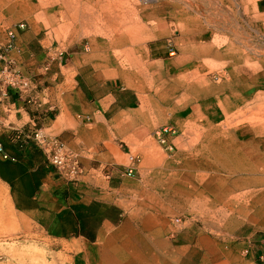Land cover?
Segmentation results:
<instances>
[{
    "label": "rangeland",
    "instance_id": "obj_1",
    "mask_svg": "<svg viewBox=\"0 0 264 264\" xmlns=\"http://www.w3.org/2000/svg\"><path fill=\"white\" fill-rule=\"evenodd\" d=\"M15 1L0 0V34L7 33L8 36L10 30L29 33L33 41L44 40L47 61L55 60L56 53L62 51L65 54L62 65L73 59L79 60L77 68L85 65L88 77L115 82L119 91L134 93L133 110L120 119V123L126 126H119L117 134V161L128 165L130 155L137 157V174L126 195V218L133 221L131 228L136 231L135 235L149 228L145 225L147 222L159 226V234H150L148 240L145 239L146 233L135 237L133 256L126 259V253L123 256L116 250L109 254V264H126L131 260L130 264H141L142 255L148 253L149 260H146L149 264H156L155 261L157 264L264 263V258H259L262 254L260 246H264V171L261 167L256 168V173L251 171L253 159L264 156V145L260 144L259 148L243 146L246 140L241 138V110L228 111V121L226 118L215 121L199 97L186 94L184 90L170 96V101H157L153 96L161 89L165 91L175 85L185 70L182 47L175 40L181 31L171 28L169 35L154 37L159 31L158 26L145 24L148 29L141 31L139 43L135 46L137 52L130 60L120 57L115 64L101 63L98 24H95V28L99 26L96 29L92 25L74 31L64 26L59 17L50 16L55 0L37 3L40 4L39 10L32 13L11 12L10 7ZM121 1L133 16L130 17L132 21L139 17L137 12L141 6L156 4L155 0H148L149 3L144 0ZM197 1L210 2L221 10L237 14V18L230 17V22H234L231 26L228 20L224 22L225 28L215 33L221 47L239 48L241 52L248 44L252 45V50L264 54V6L260 5V0H231L232 6L226 1L222 5L221 0ZM256 15L259 18L256 19ZM21 24L25 25L23 29L19 28ZM83 31H86L85 36ZM261 54L258 57L251 55L255 58L250 62L251 70H262L260 61L264 55ZM208 60V66L212 63L221 67L217 70L212 65H205L210 72L208 77L219 84L218 75L229 69L230 59ZM69 73L73 78L76 70ZM151 88L159 91H150ZM149 98L157 102L145 103ZM221 121H227L230 129ZM164 125L177 130L171 139L174 144L172 152H167L154 136L155 131ZM237 128L239 131H235ZM106 170L105 167L103 172ZM241 194H247L242 203ZM0 201L3 207L0 212V264H99L100 251L96 247H63L47 239L30 218L16 209L9 188L1 181ZM241 204L247 211L244 217L241 216ZM177 220L180 223L177 224ZM154 254L158 256L156 259Z\"/></svg>",
    "mask_w": 264,
    "mask_h": 264
},
{
    "label": "crops",
    "instance_id": "obj_2",
    "mask_svg": "<svg viewBox=\"0 0 264 264\" xmlns=\"http://www.w3.org/2000/svg\"><path fill=\"white\" fill-rule=\"evenodd\" d=\"M259 2L264 6V0ZM13 31L14 47L6 60L11 70L29 80L30 88L6 89V76L0 73V142L10 157L0 155V181L9 188L16 209L47 239L63 247H96L99 264L105 259L110 263L109 254L116 250L130 259L135 237L146 233L148 240L150 234H159V226L147 222L149 228L135 235L133 221L126 218V195L134 176H127V165L117 161V134L119 126H126L120 119L133 110L134 93L119 91L115 82L88 77L85 65L77 68L79 60L65 65L47 61L44 40ZM7 39V33L0 34L2 46ZM71 70H76L73 78ZM34 130L58 137L78 153L83 174L77 182L58 176L29 137ZM148 255H142L141 264L148 263Z\"/></svg>",
    "mask_w": 264,
    "mask_h": 264
},
{
    "label": "bare ground",
    "instance_id": "obj_3",
    "mask_svg": "<svg viewBox=\"0 0 264 264\" xmlns=\"http://www.w3.org/2000/svg\"><path fill=\"white\" fill-rule=\"evenodd\" d=\"M41 1L43 0H16L15 3L11 5L10 11L13 13H17V10L18 12L32 13L33 11L39 10L40 4L37 3H40ZM155 1L156 4L153 6H147V4L141 6L137 12L139 17L137 19L134 18L135 20L133 21L130 20L131 13L127 12L128 10L123 7L121 0H55L53 2L54 6L51 9L52 14L50 16L54 18L59 17L64 26H67L74 31L78 28H88V26L92 25H94L95 28L98 24L100 28H98L99 26L96 28H98V30L100 29V32H98L101 39L98 41V44L100 51L99 60L101 63L107 62L115 64L120 57H123V60H130L137 52L135 46L139 43L141 31L147 28V26L145 27V24L148 25V23H150L151 26H158L157 29L159 31L153 29L154 31H157V34L153 35L154 37L169 35L171 28L180 30V37L175 40L177 44H180L182 47L181 51L184 56L183 62H185V70H182L183 72L180 73L178 78L179 81L167 90L163 91L161 89L159 91V89L151 88L150 91H159V93H154L153 96H155L157 101H170V96L172 97L181 90H184L186 94L199 97L198 99L201 100L205 110L211 113V117L215 121H220L223 118H226L228 121V111L241 110V138H245L246 140L243 146L259 148L261 146L260 144L264 145V59L260 61L262 68L260 72L251 70L250 62L255 59L254 57L261 53L257 52L256 49L252 50V45L250 46L248 44L245 45L246 50L241 49V52L239 48H230V46H227L226 48L221 47L218 38L215 35V33L220 32V30L225 28L224 22L228 21L231 16L237 18V14L233 12L231 13L230 10H221L218 6H215L210 2L205 3L203 1H197L196 3V0ZM221 1L222 5L224 1L230 6L233 4L231 0ZM144 2L149 3L148 0H144ZM47 5L49 6L48 3ZM205 7L208 9L210 8L211 10H208ZM168 10L170 11L167 12ZM203 11H205L206 14H203L205 13ZM46 12L48 13L50 11ZM248 17H250V15ZM131 18H133V16ZM257 18H259L258 15H256V19ZM230 21L231 20H229V25L231 26V23L233 24L234 22ZM84 32L86 31H83V34ZM235 33L239 35L236 31ZM85 35L86 34H84V36ZM143 36L145 37L146 35ZM251 50L252 53L250 54L249 51ZM148 54L147 56H149ZM251 55L254 57L252 58ZM261 55L264 54L262 53ZM221 57L230 59L229 69L218 75L220 77L218 80L220 83L215 84L210 76L208 77L210 72L206 70L205 65L208 66L206 64L208 59H218ZM138 62L140 61L138 60ZM211 65L212 63L208 67ZM216 65L217 64H215V66ZM212 66L215 67L214 64ZM219 67L215 68L218 70ZM224 78H226L225 81ZM218 96L223 99H220V97L218 98ZM150 100L152 99L149 98V101L147 100L145 103L150 105ZM152 101L157 102L154 100ZM195 106L198 107L197 104ZM142 110L144 111L143 101ZM227 121L226 123L221 121V124L230 129V124L227 123ZM235 131H239V128L235 129ZM253 162L254 165L253 168H251L253 173H256L258 167L263 168L262 170L264 171V156L254 158ZM246 196L247 194H241V203ZM8 205L11 206L10 204ZM2 208L3 207H1L0 203V212ZM246 212L245 205L241 204V216H246ZM251 218H253V216ZM17 224L19 226L20 223ZM16 225H13V227ZM9 226L11 225L9 224ZM35 250L36 249H34V251ZM36 263L38 264V262H35L34 264ZM103 264L109 263L105 259Z\"/></svg>",
    "mask_w": 264,
    "mask_h": 264
},
{
    "label": "built area",
    "instance_id": "obj_4",
    "mask_svg": "<svg viewBox=\"0 0 264 264\" xmlns=\"http://www.w3.org/2000/svg\"><path fill=\"white\" fill-rule=\"evenodd\" d=\"M25 25L21 24L19 28L23 29ZM16 38L15 31L10 30L8 32V41L2 46L0 44V63L4 65L0 71L2 76L5 77L6 89L11 88L18 92L27 91L30 88L28 79L22 77L18 72L9 68L6 57L8 51L14 47V41ZM56 60L63 62L65 60L64 52L56 53ZM176 135V129L173 126L165 125L155 131L154 136L158 142L167 152L174 150V144L169 141V137ZM29 137L35 142V144L45 154L48 163L54 168L58 176L65 182H77L83 174V168L80 162V156L78 153L69 149L65 144L56 136H52L44 133L41 130H34L29 134ZM0 155L5 160L10 157L4 152L2 145L0 144ZM137 157L130 155L128 157V165L126 166V175L132 177L136 172ZM176 223H180L179 220Z\"/></svg>",
    "mask_w": 264,
    "mask_h": 264
},
{
    "label": "trees",
    "instance_id": "obj_5",
    "mask_svg": "<svg viewBox=\"0 0 264 264\" xmlns=\"http://www.w3.org/2000/svg\"><path fill=\"white\" fill-rule=\"evenodd\" d=\"M0 144H2L1 142H0ZM2 147H3V145H2ZM3 150H4V147H3ZM5 152V151H4Z\"/></svg>",
    "mask_w": 264,
    "mask_h": 264
}]
</instances>
